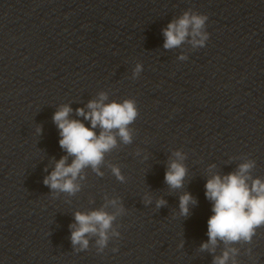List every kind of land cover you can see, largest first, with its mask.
I'll return each mask as SVG.
<instances>
[{"label": "clouds", "instance_id": "obj_1", "mask_svg": "<svg viewBox=\"0 0 264 264\" xmlns=\"http://www.w3.org/2000/svg\"><path fill=\"white\" fill-rule=\"evenodd\" d=\"M207 19L206 15L192 10L173 19L163 29L164 48L179 47L189 38L194 48L203 47L209 38L205 31ZM185 58L180 57L181 60ZM141 71V65L137 64L134 75ZM107 99V93L101 92L98 99L87 103V111L85 108L75 109L76 116L88 121L90 127L81 119L70 118L73 109L69 105H61L54 113L53 121L61 137L59 145L66 154L54 162V169L43 180L44 185L52 192L75 195L80 191L81 185L78 181L84 179L82 174L85 169L91 168L97 175H103L100 168L105 163L106 155L118 147V138L125 145L132 143L130 125L139 115L135 100L105 103ZM36 131L39 134L42 129L37 128ZM174 155L177 160L170 162L165 173V182L171 189H180L183 187L187 169L181 162L184 159L181 152L176 151ZM69 157L72 158L70 163ZM109 167L118 180H124L117 165L110 164ZM254 167V160L244 159L236 171L223 176L213 174L207 179L205 196L212 202L213 214L207 221L208 240L200 245V249L215 254L218 245H224L221 254L214 255L213 264H238L240 250L234 245L251 243L257 229L264 227V179L251 175ZM150 202V198L146 200V203ZM108 203L117 208L116 212L106 211L105 205L90 212L74 213L75 223L70 228L71 243L76 251L88 249L89 235L98 237V252H102L107 246L110 230L112 235L119 236L118 232L112 230V226L116 216L124 209L122 206L117 207V200ZM165 203L166 201L160 199L156 206L159 208ZM195 203L192 195L185 192L179 198L180 214L188 216L189 205Z\"/></svg>", "mask_w": 264, "mask_h": 264}]
</instances>
